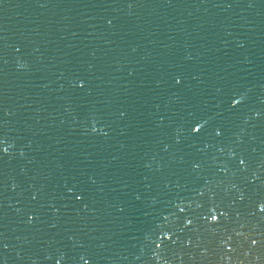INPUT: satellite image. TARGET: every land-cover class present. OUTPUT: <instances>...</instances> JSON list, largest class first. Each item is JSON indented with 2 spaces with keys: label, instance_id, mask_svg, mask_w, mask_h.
I'll list each match as a JSON object with an SVG mask.
<instances>
[{
  "label": "water",
  "instance_id": "water-1",
  "mask_svg": "<svg viewBox=\"0 0 264 264\" xmlns=\"http://www.w3.org/2000/svg\"><path fill=\"white\" fill-rule=\"evenodd\" d=\"M85 253L264 264V0H0V264Z\"/></svg>",
  "mask_w": 264,
  "mask_h": 264
},
{
  "label": "snow or ice",
  "instance_id": "snow-or-ice-1",
  "mask_svg": "<svg viewBox=\"0 0 264 264\" xmlns=\"http://www.w3.org/2000/svg\"><path fill=\"white\" fill-rule=\"evenodd\" d=\"M108 23H111V20H109ZM232 102L233 103H239V101L236 100V99H233ZM193 129H194V131L199 132L201 130V124L199 122H195L194 123V126H193ZM217 134L219 135L220 132L218 131ZM3 151L6 152L7 151V148H4ZM240 163L243 164L244 161L243 160H240ZM196 166L199 167L198 164ZM69 190L71 191V189H69ZM32 198L33 199H36V196L34 195ZM80 198L81 197H77V199H80ZM137 199H139V196L137 197ZM179 211L180 212H183L184 209L183 208H180ZM213 218L214 219H219L220 217L219 216H216V217H213ZM29 222L31 223V220ZM187 223L188 224H191L192 221L191 220H188ZM152 235H155V233H152ZM164 236H165V229L164 228L159 229V236L157 237V247H160L162 244L166 245L168 241H171L172 243H175V240H173L172 234L167 235V240L164 239ZM146 238L148 239L147 236H146ZM188 243L191 244V241L189 240ZM253 243H255V241H253ZM4 247H7V245L5 244ZM86 257H88V254L87 253H85L83 255H79V260L80 261H83V264H90V257H88V258H86ZM56 264H60V261L57 260L56 261Z\"/></svg>",
  "mask_w": 264,
  "mask_h": 264
}]
</instances>
